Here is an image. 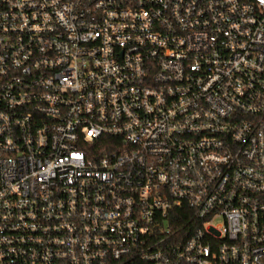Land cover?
<instances>
[{
    "label": "built area",
    "instance_id": "1",
    "mask_svg": "<svg viewBox=\"0 0 264 264\" xmlns=\"http://www.w3.org/2000/svg\"><path fill=\"white\" fill-rule=\"evenodd\" d=\"M0 264H264V0H0Z\"/></svg>",
    "mask_w": 264,
    "mask_h": 264
}]
</instances>
